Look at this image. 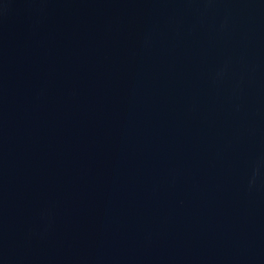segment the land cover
Masks as SVG:
<instances>
[{
  "label": "water",
  "instance_id": "water-1",
  "mask_svg": "<svg viewBox=\"0 0 264 264\" xmlns=\"http://www.w3.org/2000/svg\"><path fill=\"white\" fill-rule=\"evenodd\" d=\"M0 264H264V0H0Z\"/></svg>",
  "mask_w": 264,
  "mask_h": 264
}]
</instances>
